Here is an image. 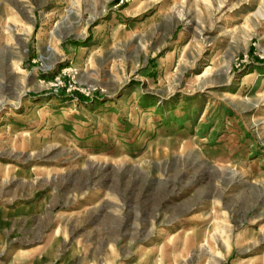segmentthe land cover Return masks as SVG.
<instances>
[{
  "label": "rangeland",
  "instance_id": "1",
  "mask_svg": "<svg viewBox=\"0 0 264 264\" xmlns=\"http://www.w3.org/2000/svg\"><path fill=\"white\" fill-rule=\"evenodd\" d=\"M0 264H264V0H0Z\"/></svg>",
  "mask_w": 264,
  "mask_h": 264
}]
</instances>
